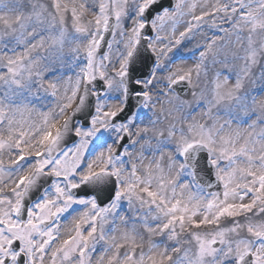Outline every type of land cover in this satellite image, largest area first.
I'll return each mask as SVG.
<instances>
[{
    "label": "snow or ice",
    "instance_id": "obj_1",
    "mask_svg": "<svg viewBox=\"0 0 264 264\" xmlns=\"http://www.w3.org/2000/svg\"><path fill=\"white\" fill-rule=\"evenodd\" d=\"M0 264H264V0H0Z\"/></svg>",
    "mask_w": 264,
    "mask_h": 264
}]
</instances>
